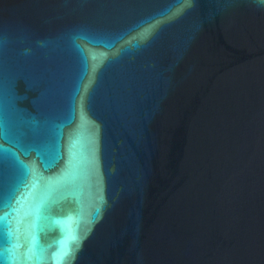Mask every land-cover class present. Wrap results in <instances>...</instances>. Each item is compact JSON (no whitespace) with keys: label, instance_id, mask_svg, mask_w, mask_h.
I'll return each instance as SVG.
<instances>
[{"label":"water","instance_id":"obj_1","mask_svg":"<svg viewBox=\"0 0 264 264\" xmlns=\"http://www.w3.org/2000/svg\"><path fill=\"white\" fill-rule=\"evenodd\" d=\"M0 115V264H264L260 0H0Z\"/></svg>","mask_w":264,"mask_h":264},{"label":"snow or ice","instance_id":"obj_2","mask_svg":"<svg viewBox=\"0 0 264 264\" xmlns=\"http://www.w3.org/2000/svg\"><path fill=\"white\" fill-rule=\"evenodd\" d=\"M260 2L264 3V0H260ZM144 35L146 37L148 35V32L146 31ZM4 123H5L4 118H3L2 115H0V130L3 129ZM0 151H3L2 147H0ZM11 199H13V200L17 199L15 191L12 192ZM0 206H3V202L2 201H0ZM37 212H39V209H37ZM4 220H5V217L4 216H0V223H2ZM64 255H67V252H65ZM10 258L13 259V260L15 259L14 253H10ZM37 259H39V257H37ZM58 264H59V262H58Z\"/></svg>","mask_w":264,"mask_h":264}]
</instances>
